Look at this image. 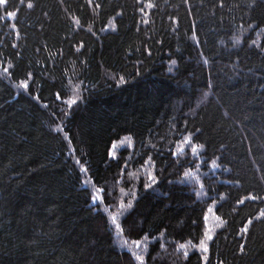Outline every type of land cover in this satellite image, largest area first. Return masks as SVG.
Wrapping results in <instances>:
<instances>
[{"label":"trees","instance_id":"1","mask_svg":"<svg viewBox=\"0 0 264 264\" xmlns=\"http://www.w3.org/2000/svg\"><path fill=\"white\" fill-rule=\"evenodd\" d=\"M262 214L264 0L0 5V264H264Z\"/></svg>","mask_w":264,"mask_h":264},{"label":"rangeland","instance_id":"2","mask_svg":"<svg viewBox=\"0 0 264 264\" xmlns=\"http://www.w3.org/2000/svg\"><path fill=\"white\" fill-rule=\"evenodd\" d=\"M94 193H95V198L100 199L99 194L97 193V191L94 192ZM113 223H117V217L116 216L113 217ZM119 242L126 243V242H129V241H126L124 238H121L120 240L118 239V243ZM142 244L143 243L140 242V241H132V243H130V246H128V247L131 248V249H134L135 250V254L140 255V253L142 252V248H143Z\"/></svg>","mask_w":264,"mask_h":264},{"label":"snow or ice","instance_id":"3","mask_svg":"<svg viewBox=\"0 0 264 264\" xmlns=\"http://www.w3.org/2000/svg\"><path fill=\"white\" fill-rule=\"evenodd\" d=\"M6 2H7V0H0V5H4ZM29 7H31L30 4H29ZM9 15H14V13H9ZM73 103H74V101H73ZM262 215H264V214H262ZM208 238L211 239V237H208ZM201 243L203 244V242H201ZM204 250L205 251L207 250L206 246H205Z\"/></svg>","mask_w":264,"mask_h":264}]
</instances>
